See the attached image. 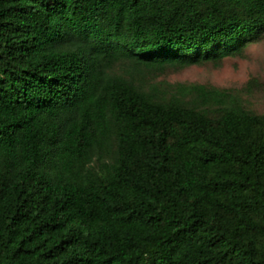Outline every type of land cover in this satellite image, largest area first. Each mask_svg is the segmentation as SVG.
I'll return each mask as SVG.
<instances>
[{"label":"trees","instance_id":"trees-1","mask_svg":"<svg viewBox=\"0 0 264 264\" xmlns=\"http://www.w3.org/2000/svg\"><path fill=\"white\" fill-rule=\"evenodd\" d=\"M263 35L264 0H0V264H264V114L138 77Z\"/></svg>","mask_w":264,"mask_h":264},{"label":"rangeland","instance_id":"rangeland-1","mask_svg":"<svg viewBox=\"0 0 264 264\" xmlns=\"http://www.w3.org/2000/svg\"><path fill=\"white\" fill-rule=\"evenodd\" d=\"M116 69L133 72L124 63ZM138 77L147 88L158 91L170 92L179 84L237 90L239 101L246 109L264 114V35L247 44L241 53L225 56L218 65L207 62L182 68L167 67L162 71L144 70Z\"/></svg>","mask_w":264,"mask_h":264}]
</instances>
